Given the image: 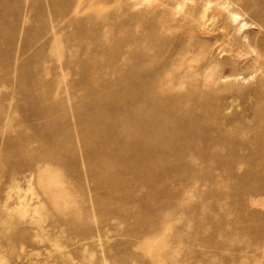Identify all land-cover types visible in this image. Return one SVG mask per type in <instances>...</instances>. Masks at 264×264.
<instances>
[{"label":"rangeland","instance_id":"374dc122","mask_svg":"<svg viewBox=\"0 0 264 264\" xmlns=\"http://www.w3.org/2000/svg\"><path fill=\"white\" fill-rule=\"evenodd\" d=\"M222 1L0 0V264H264V0Z\"/></svg>","mask_w":264,"mask_h":264},{"label":"bare ground","instance_id":"6f19581e","mask_svg":"<svg viewBox=\"0 0 264 264\" xmlns=\"http://www.w3.org/2000/svg\"><path fill=\"white\" fill-rule=\"evenodd\" d=\"M222 2H224V3H226V7L227 8H231V2L229 1V0H223ZM234 9V8H233ZM256 53H257V51H256ZM221 78V77H220ZM188 99V98H187ZM187 102V101H186ZM202 109V105H200V106H194V108L192 107V106H184V108L183 109H181L180 108V113H179V115H177V114H175L174 112V115H175V117H174V124H177L178 123V121H179V119H181L182 117L185 119V120H188L189 122V124L191 123V121H193V119H194V117H195V115L196 114H198L199 112H200V110ZM172 110H174V107H172ZM179 124H177V126H178ZM175 126V125H174ZM179 128V127H178ZM193 134H199V133H193ZM191 138L193 137V136H190ZM223 138V137H222ZM21 199H22V196L20 195V196H18V204L16 205V209H17V211H18V213L20 212V213H23V214H25V209H26V204L25 203H23L22 201H21ZM10 210L9 209H7L6 210V213L8 214V216L10 215ZM5 214V213H4Z\"/></svg>","mask_w":264,"mask_h":264}]
</instances>
